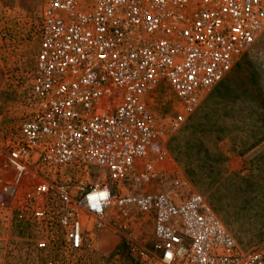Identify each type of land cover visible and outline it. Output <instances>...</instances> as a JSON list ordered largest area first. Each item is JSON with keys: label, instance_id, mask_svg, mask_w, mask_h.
Returning <instances> with one entry per match:
<instances>
[{"label": "built area", "instance_id": "obj_1", "mask_svg": "<svg viewBox=\"0 0 264 264\" xmlns=\"http://www.w3.org/2000/svg\"><path fill=\"white\" fill-rule=\"evenodd\" d=\"M263 29L264 0H46L29 110L0 148V248L25 188L17 215L42 231L38 249L92 247L116 207L150 219L140 264H264V242L243 248L203 195L182 192L167 152ZM161 83L179 104L164 121L150 103ZM65 170L81 179L56 180Z\"/></svg>", "mask_w": 264, "mask_h": 264}, {"label": "rangeland", "instance_id": "obj_2", "mask_svg": "<svg viewBox=\"0 0 264 264\" xmlns=\"http://www.w3.org/2000/svg\"><path fill=\"white\" fill-rule=\"evenodd\" d=\"M45 3L0 0V28L6 32V37H0V148L17 134L29 110ZM237 68L234 80L224 79L205 91L198 107L170 135L167 152L184 175L182 192L203 195L228 231L248 249L264 242V29L234 71ZM150 103L160 121L179 110L165 83L154 89ZM93 172L91 181L98 175ZM68 178L76 182L81 176L65 170L55 177ZM25 190H18L11 225L2 230L6 245L0 248V264H47L49 260L53 264H140L134 248L154 246L150 219L115 207L108 210L92 247L64 248L59 238L53 247L38 249L35 244L42 231L32 219L17 215Z\"/></svg>", "mask_w": 264, "mask_h": 264}, {"label": "crops", "instance_id": "obj_3", "mask_svg": "<svg viewBox=\"0 0 264 264\" xmlns=\"http://www.w3.org/2000/svg\"><path fill=\"white\" fill-rule=\"evenodd\" d=\"M244 54V53H243ZM242 54V55H243ZM241 58H242V56H240L239 57V59L237 60V62L233 65V67L231 68V70L222 78V80L220 81V82H222L224 79H228L229 81L230 80H234V78H236L237 76V74H238V71H239V68H237L236 69V71H234V68L239 64V62H240V60H241ZM220 82H218L217 84H219ZM216 84V85H217ZM215 85V86H216ZM215 86H213L212 88H214ZM211 89V88H210ZM209 89V90H210ZM231 90H229L227 93H231L230 92ZM205 93V92H204ZM204 93H203V95H202V97H201V100H202V98H203V96H204ZM216 93V92H215ZM234 93H238V92H236V91H234ZM227 96H229V94H227ZM201 100H200V102H201ZM206 101V100H205ZM204 101V102H205ZM200 104V103H199Z\"/></svg>", "mask_w": 264, "mask_h": 264}, {"label": "clouds", "instance_id": "obj_4", "mask_svg": "<svg viewBox=\"0 0 264 264\" xmlns=\"http://www.w3.org/2000/svg\"><path fill=\"white\" fill-rule=\"evenodd\" d=\"M109 195V192L107 189H105L103 192L100 193V196L103 197V198H107ZM89 200H92V201H96V197L93 195V196H89L88 197ZM94 209L96 210H100V205H99V202H94L92 203L91 205Z\"/></svg>", "mask_w": 264, "mask_h": 264}]
</instances>
